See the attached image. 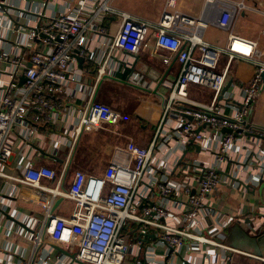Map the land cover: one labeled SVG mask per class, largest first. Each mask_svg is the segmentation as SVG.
Listing matches in <instances>:
<instances>
[{"label": "built area", "instance_id": "obj_1", "mask_svg": "<svg viewBox=\"0 0 264 264\" xmlns=\"http://www.w3.org/2000/svg\"><path fill=\"white\" fill-rule=\"evenodd\" d=\"M107 2L81 0L76 11L68 5L66 12L49 16L39 12L38 21L27 25V33L21 32L30 39L29 43L21 44L19 37L13 56L0 50V73L7 66L12 68L7 80L0 79V180L40 189L46 188L42 186L45 179H62L63 173L58 176L54 168L36 164L33 156L40 155L47 146L54 149L49 153L55 155L60 140L49 139L42 128L54 125L59 118L71 114L79 118L74 138L66 140L68 155L80 132L118 124L119 112L96 100L93 90L81 108L63 102L67 86L76 80L73 62L87 53L88 59L92 58L87 44L89 33L100 30L103 12L112 10ZM89 3L90 12L86 14ZM11 5L12 0H0V9ZM121 14L113 38L105 42V59L95 72V81L104 73L106 60L127 66L120 54H138L149 34L157 48L175 56L178 75L169 86L152 139L146 145L127 141L124 150L128 160L108 165L107 181L95 195L88 189L90 180L82 170L74 171L65 190L55 188V193L73 202V209L68 217L46 211L32 233L34 252L47 237L55 244L75 248L74 261L79 264H130L128 257L133 256L134 248H141L144 264H176L175 259H180V264H197L194 255L200 257L199 264H211L217 250L239 252L224 242L226 229L233 223L242 225L249 219L246 228L251 235L264 229L263 205L223 218L210 199L220 184L234 187L236 181L245 192L251 187L247 182L250 179L264 181V128L251 118L253 103L264 89V60L259 59L255 41L232 31L224 46L204 41L200 31L205 24L179 11L176 0H165L156 22ZM14 15L10 13V17ZM232 15L230 7L224 8L217 25L229 29ZM12 30L21 34L19 26ZM235 44L244 48L238 49ZM236 59L254 65L252 77L240 87L239 94L232 89L233 81L223 89L231 78V62ZM191 86L210 91V99L191 97ZM174 111L190 115L192 120L180 115L182 120L167 127L168 115ZM197 128L200 129L196 131ZM222 128L230 132L223 133ZM195 144L199 146L197 154L212 160L193 159ZM27 148H31V154H27ZM16 151L22 162L15 176L9 173L7 164ZM171 157L174 163H170ZM220 163L236 165V175H226L219 169ZM242 171L245 177L240 176ZM132 226H136L138 236H130ZM150 233L154 239L148 236ZM140 234L144 240L139 239ZM157 243L166 249L164 254L158 258L147 256L155 251ZM247 254L264 264V256Z\"/></svg>", "mask_w": 264, "mask_h": 264}, {"label": "crops", "instance_id": "obj_2", "mask_svg": "<svg viewBox=\"0 0 264 264\" xmlns=\"http://www.w3.org/2000/svg\"><path fill=\"white\" fill-rule=\"evenodd\" d=\"M80 3L81 0H12L13 6H4L0 9V50L13 56L17 51L15 47L19 39L21 44L29 43L30 39L23 33L28 32L27 25L38 21L39 12L48 16L66 12L68 5L71 11H76ZM164 3L165 0H109L107 2L112 10L103 12L100 30L89 33L87 44L92 51V58H86L82 67L79 66L78 61L73 62V74L76 80L71 81L67 86L68 95L63 97V102L81 108L84 99L93 90L94 98L115 108L120 114V120L114 127L105 126L98 130L80 132L70 155H68L66 140L74 138L73 132L78 123V116L71 114L63 119L59 118L54 125H45L42 128V132L49 134V139L60 140L55 155L62 161L51 159L42 153L40 155L35 153L33 154L35 163L52 167L58 176L62 173L63 176L61 180L57 178L43 180L42 186L46 188L40 189L13 180H0V264H79L69 254L53 246L58 245L70 254L75 253V248L55 244L47 237L34 252L31 238L35 234L32 233L43 220L46 211L65 217L71 214L73 202L55 193V188L65 190L75 170H82L87 174V179L90 180L88 189L92 195H95L98 188L104 186L107 181L108 165L112 162L128 160L129 156L124 150L127 141L146 145L152 139L154 128L163 112V102L167 99L169 86L175 82L179 72L175 56L157 48L153 35L149 34L138 54L135 56L120 54L121 60L126 62L127 66H122L113 60H106L103 64L105 71L102 77H98L99 80L97 78L98 81H95L96 74L93 72L105 59L103 55L105 42L109 41L110 37L113 38L122 18L121 13L142 21L156 22L164 8ZM89 5L90 3L85 9L86 14L90 12ZM226 7L231 8L233 15L230 28L222 29L216 22ZM176 8L205 24L200 31L204 41L224 46L228 32L232 31L240 37L255 41L259 59L264 60V34L262 33L264 0H176ZM14 12L16 16L10 17V13ZM13 26L16 28L19 26L20 33H23L13 31ZM164 58L168 60L165 61ZM145 67L147 71H141V68ZM11 69L7 66L6 71L2 70L0 79L7 80ZM253 71L254 65L249 61L236 59L231 62L230 77L234 83L232 89L236 93L239 94L240 87L250 80ZM104 75L105 78H103ZM189 95L203 101L209 100L211 96L210 91L195 86L189 88ZM168 116L167 127L174 126L183 119L177 113H170ZM251 118L259 128H264V89L253 103ZM45 151L52 153L54 149L47 146ZM31 153V148H27V154ZM192 157L196 161L212 160L203 153L197 154L195 150ZM19 159L20 154L16 151L7 164L10 174L16 176L19 173L17 165L22 162ZM174 162L175 159L171 157L170 163ZM218 167L226 175L229 173L236 175L237 166L234 164L220 163ZM243 173L244 171L241 172V177H245ZM225 174L221 175L226 176ZM247 182L251 183V187L245 192L243 188H239L241 186L238 182L233 181L234 187L223 183L210 195L213 207L217 213L224 215L223 218L238 215L240 211L257 210L259 205H264L258 192L259 186L264 181H256L254 177ZM234 225L242 227L251 235L245 225L233 223L226 229V237L227 231ZM135 229L136 226H132L128 230L131 233L130 236H138ZM231 247L239 252L217 250V255L214 259L211 258V264H263L259 258L247 254H256L251 249ZM165 250L162 244L157 243L153 251L155 255L148 252L147 256L152 255L154 258L157 255H163ZM135 255L138 256L134 257ZM194 256L193 260L196 259V263L199 264L200 257ZM128 262L144 264L141 248L133 249V256L128 257ZM174 262L180 264L182 261L175 259Z\"/></svg>", "mask_w": 264, "mask_h": 264}, {"label": "water", "instance_id": "obj_3", "mask_svg": "<svg viewBox=\"0 0 264 264\" xmlns=\"http://www.w3.org/2000/svg\"><path fill=\"white\" fill-rule=\"evenodd\" d=\"M89 57V53H87V55L86 56H79V57H77V61H78V64H79V66L80 67H82V65H83V63H84V61H85V59L86 58H88ZM141 71H143V72H145V71H147L146 70V67L145 68H141ZM96 72V71H95ZM95 72H93V73H95ZM262 76L264 77V72H263V74H262ZM23 80H24V77L22 76L21 78H20V81L21 82H23ZM232 78H229V80L227 81V84L224 86V90H226L229 86H230V84H231V82H232ZM164 102H165V100H164ZM163 102V103H164ZM174 113H177V114H179V115H181L182 117H184V118H186L188 121H191L192 120V116H190V115H185L183 112H180V111H174ZM203 126H205V124H203ZM202 126V127H203ZM200 128H197L196 129V131H198ZM221 132H230V129H228V128H222L221 130H220ZM262 138H263V140H264V136H262ZM192 141V140H191ZM195 146V151L196 152H198L199 151V146L198 145H194ZM186 152V150L184 151V153ZM41 153L43 154V155H45V156H47V157H49V158H51V159H54V160H57V161H62V159L61 158H59L58 156H56V155H53V154H50V153H48V152H45V151H41ZM183 153V154H184ZM246 222H249V219H246ZM264 229H262L258 234H256L255 236H253V235H250L251 237H253V242L256 244V246H257V248H258V250H259V252H260V254H264V231H263ZM263 231V232H262ZM148 236L150 237V238H152V239H154L155 238V235L154 234H152V233H150V234H148ZM139 239L141 240H144L143 238H141V234H140V236H139ZM143 245V244H142ZM55 249H57V250H60V251H62V252H64V253H66V254H69L72 258H75V253H73V254H70V253H68V252H65V250H62L58 245H54L53 246ZM251 247V245H249L248 246V249H251L250 248Z\"/></svg>", "mask_w": 264, "mask_h": 264}, {"label": "rangeland", "instance_id": "obj_4", "mask_svg": "<svg viewBox=\"0 0 264 264\" xmlns=\"http://www.w3.org/2000/svg\"><path fill=\"white\" fill-rule=\"evenodd\" d=\"M258 192L262 202L264 203V182L259 186ZM246 224L247 222L245 220L242 225L246 226ZM227 234L228 236L224 240L226 244L244 249H248V245H251V250L257 255H261L256 244L253 242V237H251L242 227L234 225L230 230L227 231Z\"/></svg>", "mask_w": 264, "mask_h": 264}, {"label": "bare ground", "instance_id": "obj_5", "mask_svg": "<svg viewBox=\"0 0 264 264\" xmlns=\"http://www.w3.org/2000/svg\"><path fill=\"white\" fill-rule=\"evenodd\" d=\"M234 46H235L236 48H238V49H243V48H244V46L241 45V44H235Z\"/></svg>", "mask_w": 264, "mask_h": 264}]
</instances>
